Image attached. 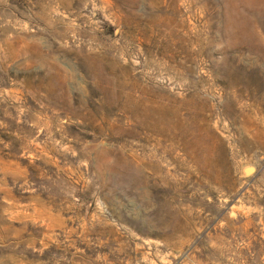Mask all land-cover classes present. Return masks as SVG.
<instances>
[{"label":"rangeland","instance_id":"374dc122","mask_svg":"<svg viewBox=\"0 0 264 264\" xmlns=\"http://www.w3.org/2000/svg\"><path fill=\"white\" fill-rule=\"evenodd\" d=\"M0 264H264V0H0Z\"/></svg>","mask_w":264,"mask_h":264},{"label":"water","instance_id":"95a60500","mask_svg":"<svg viewBox=\"0 0 264 264\" xmlns=\"http://www.w3.org/2000/svg\"><path fill=\"white\" fill-rule=\"evenodd\" d=\"M254 171V168L253 167H248L247 169H245V173L246 174H250Z\"/></svg>","mask_w":264,"mask_h":264}]
</instances>
